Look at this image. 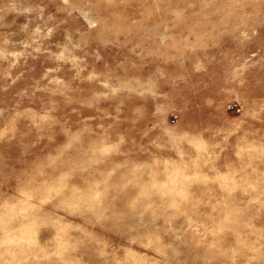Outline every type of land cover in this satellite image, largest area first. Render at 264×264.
<instances>
[{
  "label": "rangeland",
  "instance_id": "obj_1",
  "mask_svg": "<svg viewBox=\"0 0 264 264\" xmlns=\"http://www.w3.org/2000/svg\"><path fill=\"white\" fill-rule=\"evenodd\" d=\"M0 264H264V0H0Z\"/></svg>",
  "mask_w": 264,
  "mask_h": 264
}]
</instances>
